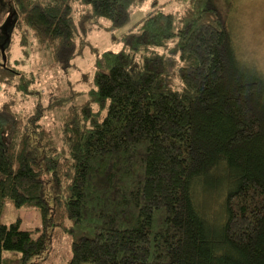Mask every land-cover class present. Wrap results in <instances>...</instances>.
Returning <instances> with one entry per match:
<instances>
[{
	"label": "trees",
	"instance_id": "16d2710c",
	"mask_svg": "<svg viewBox=\"0 0 264 264\" xmlns=\"http://www.w3.org/2000/svg\"><path fill=\"white\" fill-rule=\"evenodd\" d=\"M141 1L10 0L21 46L31 34L59 68L89 48L95 88L44 108L38 79L0 64V91L37 100L24 119L0 97V216L42 222L0 223V264H45L66 240V264H264V78L236 54L232 0L153 3L114 36ZM101 21L121 51L88 43Z\"/></svg>",
	"mask_w": 264,
	"mask_h": 264
},
{
	"label": "rangeland",
	"instance_id": "374dc122",
	"mask_svg": "<svg viewBox=\"0 0 264 264\" xmlns=\"http://www.w3.org/2000/svg\"><path fill=\"white\" fill-rule=\"evenodd\" d=\"M153 3L162 6L166 13L182 11L186 5L184 0H142L131 11V21L123 29L114 33L120 37L133 28L137 22L147 16L152 10ZM233 7L229 8V26L234 40L237 56L249 69L258 73L264 78V0H232ZM15 13H12L10 0H0V64L6 62L12 68L38 79L35 88L44 91L40 104L46 108L48 103L54 99L51 95L57 92L60 99L65 101L64 109L71 101L82 103L85 94L95 88L94 85V63L95 58L90 53V49L84 51L70 62L68 68L53 67L48 51L39 47L34 36H27L28 46L22 47L23 27L15 23ZM109 24L101 21L99 27H95L87 34L88 43L99 51L119 52L122 50V43L114 41L112 34L105 28ZM105 27V28H104ZM21 28V29H19ZM5 56H3V50ZM75 99H70L71 94H75ZM0 97L6 95L19 103L21 117L26 118L33 113L32 107L36 105V99L27 98L15 91L7 94L6 90L0 91ZM79 94V95H77ZM28 106V108H24ZM63 110L57 109L52 115L47 116V129L57 137L58 124L61 123ZM59 143V142H58ZM17 220L21 221V228L33 230L42 228V222L38 214L33 210L17 209L11 203L4 206L0 216V223L9 225ZM68 241H64L63 246L57 249V254L49 256L45 264H66L70 258V250L67 248Z\"/></svg>",
	"mask_w": 264,
	"mask_h": 264
},
{
	"label": "water",
	"instance_id": "95a60500",
	"mask_svg": "<svg viewBox=\"0 0 264 264\" xmlns=\"http://www.w3.org/2000/svg\"><path fill=\"white\" fill-rule=\"evenodd\" d=\"M2 51H3V56H5V51H4V49H3Z\"/></svg>",
	"mask_w": 264,
	"mask_h": 264
}]
</instances>
